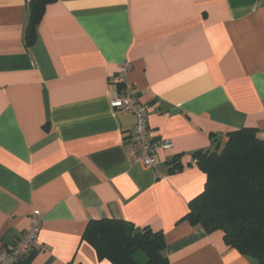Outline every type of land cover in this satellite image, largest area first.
<instances>
[{
    "label": "crops",
    "instance_id": "obj_1",
    "mask_svg": "<svg viewBox=\"0 0 264 264\" xmlns=\"http://www.w3.org/2000/svg\"><path fill=\"white\" fill-rule=\"evenodd\" d=\"M30 0H0V249L41 221L18 264H111L89 221L160 231L168 264H254L185 219L206 175L198 152L251 128L264 140V0H56L25 44ZM147 105L153 168L134 117L113 110L117 72Z\"/></svg>",
    "mask_w": 264,
    "mask_h": 264
},
{
    "label": "trees",
    "instance_id": "obj_2",
    "mask_svg": "<svg viewBox=\"0 0 264 264\" xmlns=\"http://www.w3.org/2000/svg\"><path fill=\"white\" fill-rule=\"evenodd\" d=\"M54 1L28 2L27 47L35 41L45 7ZM196 156L206 183L189 203L185 219L207 234L219 232L229 249L254 264H264V140L251 128L233 130L221 145ZM81 240L99 260L111 264H168L160 231L145 228L134 233L133 226L123 220L89 221Z\"/></svg>",
    "mask_w": 264,
    "mask_h": 264
},
{
    "label": "built area",
    "instance_id": "obj_3",
    "mask_svg": "<svg viewBox=\"0 0 264 264\" xmlns=\"http://www.w3.org/2000/svg\"><path fill=\"white\" fill-rule=\"evenodd\" d=\"M128 63L120 65L117 72V90L109 97V105L113 110L130 113L134 117L131 139L134 146L136 161L145 167L153 168L155 155L160 149H167V141L152 142L147 127V105L139 102L133 87L127 82ZM41 221L33 213L27 232L8 249H0V264H18L31 251L49 252L50 247L40 245L37 241Z\"/></svg>",
    "mask_w": 264,
    "mask_h": 264
},
{
    "label": "rangeland",
    "instance_id": "obj_4",
    "mask_svg": "<svg viewBox=\"0 0 264 264\" xmlns=\"http://www.w3.org/2000/svg\"><path fill=\"white\" fill-rule=\"evenodd\" d=\"M139 257H142L141 255Z\"/></svg>",
    "mask_w": 264,
    "mask_h": 264
}]
</instances>
